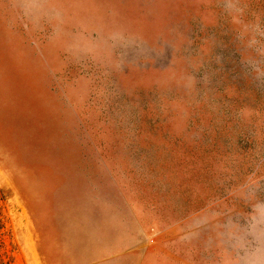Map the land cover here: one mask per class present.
<instances>
[{
    "label": "rangeland",
    "instance_id": "374dc122",
    "mask_svg": "<svg viewBox=\"0 0 264 264\" xmlns=\"http://www.w3.org/2000/svg\"><path fill=\"white\" fill-rule=\"evenodd\" d=\"M0 264H264V0H0Z\"/></svg>",
    "mask_w": 264,
    "mask_h": 264
}]
</instances>
